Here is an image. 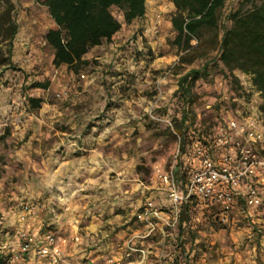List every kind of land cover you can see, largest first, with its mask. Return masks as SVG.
Instances as JSON below:
<instances>
[{"label":"crops","instance_id":"1","mask_svg":"<svg viewBox=\"0 0 264 264\" xmlns=\"http://www.w3.org/2000/svg\"><path fill=\"white\" fill-rule=\"evenodd\" d=\"M240 1L230 0L224 10L229 12L235 9ZM35 6L39 5L32 2L29 11L21 9L20 12L32 13L31 18L34 19L38 11ZM42 8L48 18V27L42 31L40 42L36 34L43 23L39 20L31 22L37 24L35 27L19 29L12 55L15 70L0 71V155L6 154L12 167V179L16 181L12 184L15 194L12 192L8 200L12 206L6 213L4 210L0 211L14 233L12 238L6 239V245H17L18 234L24 231L19 222L18 205L23 200L33 201L40 203L44 210L37 209L36 215L29 218L25 225L26 232L37 238L45 233H52L59 236L57 238L65 239L67 242L62 249L65 263H77L86 259L90 264H105L103 258L106 253L115 254L119 258L128 240L145 233L143 225L137 222L134 224L142 227L141 229L126 227L119 231L118 228L127 225L129 216L134 219L137 209L147 198H151L156 208L163 210L162 216L168 217L167 200L155 181H151L150 187L138 180L133 165L124 159L125 156L121 160L113 156L116 146L114 142L119 139L118 135L109 130L98 133L92 127L90 131L87 130L90 111L95 106L93 102L90 103L91 97L76 98L69 102L55 100V95L64 90L67 80H71L75 74L71 72L68 76L64 71L65 67H52L53 54L45 44L44 35L48 30L54 29L55 25L46 8ZM174 12L171 0H146L144 18L130 25L125 24L128 27L126 33L129 34L132 29H143L142 37L138 39L148 40L150 45L152 39L160 41L168 35L174 39L170 22ZM38 25H41L40 28ZM126 33L118 32L110 44L91 49L83 59L87 63L91 60L106 63L110 57L108 51L113 50V45L117 47L123 42ZM105 45H109V49ZM45 50L49 52L46 60L48 67L44 72L41 63ZM42 76L46 79H41ZM79 76L83 80L82 93L91 92L94 81L83 74ZM41 80H46L44 83L48 84L47 89L31 88L35 81ZM30 98L42 101L39 109L30 108ZM140 100L143 99L140 97L139 102ZM6 144L10 147L5 148ZM184 159L186 163V158L181 160ZM184 170L186 168L181 166L176 172L179 182H183L179 179V174ZM119 171L124 174L116 180L111 175L112 172ZM142 188L152 192L140 199ZM4 196L1 194L0 203H4ZM193 203L202 205L199 208L202 211L193 219L191 216L188 223L183 222L180 217L176 229L167 230L166 236L158 232L151 239L135 240V243L152 247L156 253L163 249L169 250L173 243L177 246L179 244L181 248L178 247V253H175V257L179 258L181 250L187 254L193 253L195 245L192 242L198 243L197 240L187 239L189 233L202 237H207V234L214 238L221 237L222 232H215L210 226L217 219V216L212 218L211 215L217 213L218 208L200 202ZM129 208L132 209L130 212ZM191 222L203 224V227H208V232L202 229L195 231L197 228ZM226 225L233 226V229L237 227L234 234L238 240L234 247L238 250L235 264H264V208L246 209L243 201L238 199ZM41 226L53 229L40 232ZM126 232L129 234L126 235ZM75 237L79 238L78 244L72 241ZM182 241L188 243L182 244ZM204 244L207 251H214V242L207 241ZM216 251L227 252L228 249L218 244ZM28 264L37 263L29 261ZM213 264L225 263L220 258Z\"/></svg>","mask_w":264,"mask_h":264},{"label":"rangeland","instance_id":"2","mask_svg":"<svg viewBox=\"0 0 264 264\" xmlns=\"http://www.w3.org/2000/svg\"><path fill=\"white\" fill-rule=\"evenodd\" d=\"M11 2L14 7L12 17L18 26V32L13 41V55L14 42L20 33L19 29L26 30L27 27H35L37 24L31 22L39 20L43 23V27L38 25L41 28L40 30L37 29L39 33L36 34L40 42L42 31H45L48 27V18L45 10L40 6H35L38 11L34 19L31 18L32 13H21V9L30 10L32 2L29 0H11ZM227 13L226 9L222 12V15L225 16ZM112 14L121 24L119 32L126 33L128 27L123 21L122 13L118 9H112ZM143 31V29H132L129 34L126 33V38H123V42L117 47L111 44L113 50L108 51L110 57L106 63L94 60L88 62L87 66L77 75H72L71 80H67L64 90L56 94L54 98L57 101L64 102L65 100L69 102L76 100V98L86 99V96L91 97L90 103L93 102L95 106H92L90 111L91 118L87 130L90 131L92 127L98 133L109 130V132L118 135L119 139L114 142L116 146L113 150V156L117 160H121L125 156L124 159L127 162L130 161L133 165V171L138 176V180L151 187V181L158 184V175L167 173L170 170L173 152L177 146V138L174 133H177L180 139L182 137L180 134L184 133L185 144L181 149L186 154L187 149L198 139L199 134L205 136H207V133L211 134L222 118L226 119L230 115L258 113L260 110L257 107L258 96L252 86L251 79H243L244 76L235 73V77L241 79V83L250 95L248 98H238L232 90L234 84L230 75L223 70L219 63L213 62L216 52L211 50L210 39L212 33L204 32L197 54L206 53L208 55L204 58L193 59L195 55H192V52L183 53L172 46L173 38L169 35L160 41L152 39V45L148 44V40H139L138 38L142 37ZM105 46L107 49L110 47L109 45ZM43 52H45L43 53L45 57L41 63V68L45 72L48 67L46 60L49 50ZM2 70L7 69L0 68V71ZM64 71L68 76L71 73L67 69ZM190 71L205 72L206 76L197 80L193 84L189 96L184 98L180 96L176 88L179 87V81ZM80 74L88 76L89 79L94 81L91 92L82 93L83 80L80 78ZM44 82L46 80L35 81V83ZM140 97L143 100L139 102ZM189 102L191 103L188 106ZM182 119L186 120L184 124L181 122ZM178 130H181L180 133ZM7 147H10V145L6 144L5 148ZM179 163L183 168H186L179 174V179L185 181L188 163H185V159H180ZM11 170L9 159L5 153H2L0 155V196L1 194L5 196L3 198L4 203H0V211L4 210L5 213L12 206L8 200L11 198V193L15 192L12 184L16 181L13 180L14 178L12 179ZM123 174L122 171L112 172L111 176L118 180ZM151 192L150 189L147 191L142 188L141 194H139L140 199L142 196H149ZM5 198L7 200H4ZM24 205L31 208L30 213L25 216L24 223L21 224L22 229L25 231V225L30 217L36 215L35 211L44 209L40 203L23 200L17 207L19 217L22 215ZM188 207L187 213L183 217L181 216V220L185 223L189 222L191 216L193 219L202 211L199 209L202 205L197 203H192ZM260 208H264V206L257 209ZM183 209L184 207L182 211ZM131 210L128 209L129 212ZM217 215L218 212L211 215V217L214 218ZM190 221L192 220L190 219ZM134 222H136L135 219L129 216L127 225L118 228L119 231L123 228L125 230L126 227L135 230L142 228L135 225ZM191 224L193 223L191 222ZM5 225H7V228H5ZM8 225L9 223L7 224L4 220V214L0 212V259L4 260L5 263L8 261L9 254L4 249V245L7 243L6 239L12 238L14 235L11 231L13 230L12 227ZM193 226L197 228L195 231L202 229L208 232V227H203V224L199 222H194ZM210 226L215 232L221 231V237L216 236L214 238V236L211 237L208 234L207 237H202L196 233L193 235L189 233L187 239L197 240L198 243L192 242L195 245L193 253L187 254L184 250H181L179 258H175L176 264H213L220 258L223 259L225 264H235V255L238 250L236 251L234 247H236L238 240L234 234L237 227L233 229V226L221 225L217 219L213 220ZM40 229V232H47L53 228H43L41 226ZM128 234L129 232H126V235ZM56 237L59 236L56 235ZM207 241L215 243L213 252L204 248L206 246L204 242ZM184 243L187 244L188 241H182V244ZM218 244L225 246L228 251H216ZM178 247L180 249L181 245L178 244ZM110 256L116 255L106 253L103 258L104 261Z\"/></svg>","mask_w":264,"mask_h":264},{"label":"trees","instance_id":"3","mask_svg":"<svg viewBox=\"0 0 264 264\" xmlns=\"http://www.w3.org/2000/svg\"><path fill=\"white\" fill-rule=\"evenodd\" d=\"M29 1L46 8L55 25L44 35L45 44L53 54L52 66L55 69L65 67L75 75L87 66L83 58L91 49L110 44L121 30L112 9L122 13L126 25L143 19L146 14V0ZM229 1L171 0L175 10L170 21L175 34L171 45L180 52H192L195 55L193 59L204 58L208 54L197 55L199 44L204 32L212 33L211 50L216 52L213 62L219 63L230 75L234 84L232 90L238 98H248L250 95L235 73L251 79L252 86L259 94L257 107L264 115V0H241L235 9L223 16L222 12ZM13 9L11 0H0V68L10 70H15L12 48L18 32L12 17ZM205 76V72L190 71L179 81L177 92L184 98L188 97L193 84ZM47 87V83H34L31 86L32 89L42 90ZM28 103L32 110H37L42 101L30 98ZM181 122L184 124L186 120L182 119ZM180 135L183 148L185 135ZM188 209L184 207L182 217ZM4 263L0 259V264Z\"/></svg>","mask_w":264,"mask_h":264},{"label":"built area","instance_id":"4","mask_svg":"<svg viewBox=\"0 0 264 264\" xmlns=\"http://www.w3.org/2000/svg\"><path fill=\"white\" fill-rule=\"evenodd\" d=\"M248 79V77H243ZM258 96L259 94L256 93ZM173 152L170 170L158 175L157 182L167 200L168 217L147 198L137 209L134 219L143 225L145 233L128 240L121 256H110L105 264H176L178 246L173 243L169 250L159 253L149 246L139 245L135 240L151 239L158 232L166 236L167 230L178 226L182 208L200 202L218 208L217 221L226 225L234 203L241 199L247 209L264 206V115L261 111L222 118L212 133L199 134L198 139L185 152L181 139ZM186 158L188 170L186 180L179 182L176 172L179 161ZM31 208L24 205L19 222L24 223ZM17 245H6L9 258L5 264H90L88 260L65 263L63 247L65 239L52 233L39 238L25 231L18 234ZM78 244L79 238L72 239Z\"/></svg>","mask_w":264,"mask_h":264}]
</instances>
